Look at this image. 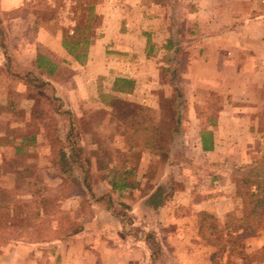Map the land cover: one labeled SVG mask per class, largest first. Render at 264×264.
<instances>
[{"label":"rangeland","instance_id":"obj_1","mask_svg":"<svg viewBox=\"0 0 264 264\" xmlns=\"http://www.w3.org/2000/svg\"><path fill=\"white\" fill-rule=\"evenodd\" d=\"M20 1L19 11L0 19L11 21L12 33L14 19L33 21L31 28L21 25L22 40L39 27L47 33L57 29L63 49L64 43L74 44L81 56L87 41L81 39L100 34L99 14L88 11L98 0H50L54 7L47 0ZM66 1L73 13L72 35L57 17ZM133 1L128 6L139 8L144 0ZM152 1L169 24L165 37L153 39L189 40V16L200 6L216 5L218 21L235 19L224 27V40H264V0ZM116 15L110 12L108 20L114 23ZM230 28L240 34H229ZM196 31L206 40L218 32L206 26ZM179 50L167 67L165 55H155L150 107L136 103L146 100L140 94L132 103L112 93L114 67H107L106 75L80 76L74 98L54 90L59 107L42 90L18 92L20 83L0 79V264H119L123 260L114 247L140 245L128 244L127 233L134 229L146 233L140 239L149 247H133V264H202L199 250H205L201 256L209 252L205 258L212 264H264V203L249 204L241 183L254 172L259 179L252 180H260L264 189V75L257 70L262 60L241 58L245 71L227 70L218 56L190 57L187 44ZM114 58L107 65L113 66ZM70 62L62 61L49 80L65 83ZM2 63L1 71L17 70L14 63ZM22 73L42 80L30 67ZM216 119L217 124H207ZM200 130H211L213 153L198 151ZM60 152L68 157L60 159ZM158 186L164 187L157 197L163 205L150 223L146 210ZM179 227V237L168 235Z\"/></svg>","mask_w":264,"mask_h":264},{"label":"crops","instance_id":"obj_2","mask_svg":"<svg viewBox=\"0 0 264 264\" xmlns=\"http://www.w3.org/2000/svg\"><path fill=\"white\" fill-rule=\"evenodd\" d=\"M128 1L129 0H98L97 5H95L93 9L88 8V11L92 10L94 13L99 14L98 31L100 34L98 37H93V35H91L90 37H83L81 39L87 40L84 44L86 49L81 56H77L75 50L73 53H70L63 49L57 29L50 30V32L47 33L44 28L39 27V31L36 35L31 34V38L29 40H22V33L20 32L21 25H23V23L28 24L31 20H27V17L20 20L17 18L14 19L12 24L16 23L17 26H14L12 33L11 28H9L11 21L8 23L7 20L0 19V29L2 31L0 39H4L0 40V68H3L2 62H4L6 66H8L9 63L10 65L14 63L13 66L17 69L11 70L9 68L8 70L4 69L5 71H1L2 69H0V74H5L3 78L0 77V79H3L4 82L5 80L7 81L6 78L9 77L11 81L14 80L18 84L20 83V88L16 91L21 92V87H25L22 72L25 71V68L30 67V71H36L40 74L42 80L49 83L56 92H58L59 89L66 90L68 97L70 95L72 96L71 98H74L76 96L74 83L80 80V76L81 78L85 76L89 77L92 73L106 75L107 67H114L113 69L115 71V75L111 79V86L115 79L129 80L133 85L132 89L128 93H116L114 91H112V93L117 97H128L132 103H135L133 102L134 96L137 97L138 94H140L143 98H146V100L144 99L145 101L142 102L135 100L136 103L141 105L143 104V107H145V105L150 107V74H153L154 70L157 69L155 64V55L157 53L161 55L164 54L166 57L165 59H167V61H165V67H167L169 62L177 59V53L180 52V45L183 44L188 45V55L190 57L192 56L205 59L206 57L213 58L212 56H218L217 59L225 63V68H227V70H238L243 68L242 70L245 71L244 67H247V65L245 64L244 67H242L243 65L241 66V58H246V60H256V57L257 59L260 58L262 60V64L260 63L262 68L258 67L257 70H262L264 75V40H224L223 35L226 33H223L225 30L224 27L230 24L233 25L235 19L229 16H223L222 19L220 18L218 21L214 16V7L216 9L218 6H200L201 8H198L197 12L189 16L191 29L188 36L193 40H170L168 37H166L168 38L167 40H156L153 39L154 36L165 37V34L168 33L169 29V24H166V17L164 14L160 15L157 13L158 10H156V8H159V5H157L155 1L150 3V0H144L141 2V6L139 8L138 6L134 7L133 5L131 8L128 4H132L134 1ZM204 1H206V3L209 2V0ZM20 2V0H11L10 3H14L16 6H8V0H0V17H3V14L7 12L19 11L21 6H23ZM201 2H203V0H201ZM219 10H221V7ZM110 12L117 14L114 19V23H111L110 20H108V14H110ZM102 13L104 15H101ZM123 13H126L128 17H124L122 15ZM131 13L135 14L134 18H129V14ZM196 16L197 18H195ZM217 17H220V15ZM122 18H125V20ZM203 19H205V21ZM33 24V21L28 24L29 28H31ZM205 26L212 30H218V32L214 34L213 40L200 38V35L197 34L196 30H199L198 32H202L201 29ZM228 33L240 34L239 32L236 33L235 29L232 28H230ZM5 34L7 36H5ZM175 35H181L179 29L175 31ZM13 37L16 39L13 40ZM197 37L200 38V40H195ZM110 51H112L111 54L108 53ZM38 55L46 57L50 63L55 65V69L52 73H47L45 68H38L36 66L35 62ZM166 55L172 56L168 60V56ZM111 56L115 57V63L113 66L107 65L106 63L107 60L113 58ZM258 56L260 57L258 58ZM26 59H28V64L23 63ZM67 59H70L72 62H70V69L72 72H70V75L68 74L69 77L65 78L66 82L63 83L62 81V85H60L49 80V78L52 79V77L58 72L61 62ZM78 59L83 61L78 64ZM223 63L219 62V64ZM65 84L66 88L64 86ZM3 91H0V94H4ZM196 93L199 94L198 91ZM200 93H202V91ZM55 96H57L56 93ZM7 104L8 106L11 105L9 100L7 101ZM78 105H81L82 107L84 106L81 102H79ZM217 123V119L216 121L210 120L207 122V124ZM202 132L212 133L211 130H200L198 132V151L202 154H211L215 150V138L213 134H211L210 142L207 144L208 149L203 150L200 140ZM152 193H154V190ZM151 196L152 194H150V210H146V213L150 212V223L154 222L153 217L156 216V213L163 205L161 202L154 204L153 198L155 195H153V197ZM167 218L173 219L175 217L171 218L165 216V219ZM186 223V226L192 225V223H190V225L188 224L189 220H186ZM179 229L177 228L176 230H173V233H168V235L172 237H179L178 235H180L183 228L179 227ZM127 234L131 238V240L128 241V244L135 242L140 245H118L114 247L118 250H114L113 252L117 253L120 259L122 257L123 260H121L122 262H119V264L134 263L131 256L133 247L140 251L145 248L141 245L142 243H144L146 247H149L146 239H140L141 236L147 237L146 233H140V231L134 229ZM127 234L125 235L126 237ZM119 249H122V251ZM166 249L168 250V247H166ZM201 251L205 250H199L200 254L197 255L200 256V259H202V264H212L210 258H205L208 256L209 252H207L206 255L205 252H203L204 256H201ZM139 254L142 259L147 260V255L142 253ZM175 257L178 256H174V260ZM193 261L194 262L191 264L197 263L195 260ZM199 262L198 264H201V261ZM72 264H84V261H73Z\"/></svg>","mask_w":264,"mask_h":264},{"label":"trees","instance_id":"obj_3","mask_svg":"<svg viewBox=\"0 0 264 264\" xmlns=\"http://www.w3.org/2000/svg\"><path fill=\"white\" fill-rule=\"evenodd\" d=\"M84 29H88L87 27H84ZM64 48L70 52L73 53L75 49V45H65V43L63 44ZM79 60V59H78ZM36 66L38 68H45L47 70V73H52L54 71V67L55 65L53 63H50V61L42 56V55H38L36 62H35ZM50 67V68H49ZM48 68V69H47ZM24 86L28 89H33L35 91L36 90H42L51 101H54V103L56 104L55 106L59 107V101L53 97V92L54 89L52 86H50L49 84H47L44 81H40L39 79L37 80V78H33L32 76L30 77H25L23 80ZM132 82L129 80H125V79H115L114 82L112 83V91L116 92V93H128L131 89H132ZM69 130H70V126L68 124ZM27 138H24L22 141L26 140ZM30 140H32L33 138H29ZM211 139V134L210 132H202L201 136H200V140H201V146L203 150L208 149L207 148V144L210 142ZM20 148L17 146L15 148L16 151H18ZM65 157H68V155H65L63 152H60V159H65ZM252 178H258L257 175H255L254 172H251V180L249 181L248 176L245 178H242L241 182L244 186H245V190H247L249 193H246V199L249 200V204H253L254 207H257L258 205L264 203V189L262 188L263 186L260 185L261 182L260 180H258V182H256L255 180H252ZM259 179V178H258ZM252 187V188H251ZM252 189V190H251ZM164 190L163 186H158L155 192V197L153 198V202L154 204L158 203L159 200L157 201V197L159 194L162 193V191ZM259 199V200H258ZM110 202V201H109ZM108 202V203H109ZM252 205V206H253ZM252 212V215L255 213V209L252 208V210L250 211V213Z\"/></svg>","mask_w":264,"mask_h":264},{"label":"built area","instance_id":"obj_4","mask_svg":"<svg viewBox=\"0 0 264 264\" xmlns=\"http://www.w3.org/2000/svg\"><path fill=\"white\" fill-rule=\"evenodd\" d=\"M48 4L51 5V7H54L53 2L50 0H47ZM64 7L58 11L57 17L62 20L63 27L67 29L68 35L73 34L72 28L74 27V21L72 19L73 13L71 11L70 1L63 2Z\"/></svg>","mask_w":264,"mask_h":264}]
</instances>
